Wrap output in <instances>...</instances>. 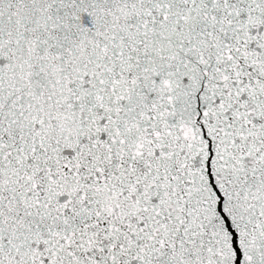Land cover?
Returning a JSON list of instances; mask_svg holds the SVG:
<instances>
[{"label":"snow or ice","instance_id":"snow-or-ice-1","mask_svg":"<svg viewBox=\"0 0 264 264\" xmlns=\"http://www.w3.org/2000/svg\"><path fill=\"white\" fill-rule=\"evenodd\" d=\"M0 264H264V0H0Z\"/></svg>","mask_w":264,"mask_h":264}]
</instances>
